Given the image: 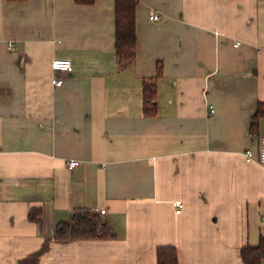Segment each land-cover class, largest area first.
<instances>
[{"label": "crops", "instance_id": "crops-1", "mask_svg": "<svg viewBox=\"0 0 264 264\" xmlns=\"http://www.w3.org/2000/svg\"><path fill=\"white\" fill-rule=\"evenodd\" d=\"M115 46V0H0V264H244L264 238V166L244 157L264 137V0H139L135 60ZM78 209L115 237L57 241Z\"/></svg>", "mask_w": 264, "mask_h": 264}, {"label": "trees", "instance_id": "trees-1", "mask_svg": "<svg viewBox=\"0 0 264 264\" xmlns=\"http://www.w3.org/2000/svg\"><path fill=\"white\" fill-rule=\"evenodd\" d=\"M11 3H24L27 0H7ZM95 0H75L77 5H92ZM139 0H115V33L116 59L119 64L132 62L137 51V7ZM163 75V62L157 64L155 78L144 81L142 87L143 111L146 117L157 115V84ZM264 117V104H259L251 119L250 132L258 129L259 119ZM29 219L40 222L38 213L31 212ZM115 237L109 223L104 222L99 215L89 210L78 209L74 212L71 222L59 223L55 229L57 241H95L108 240ZM244 264H262L264 261V238L257 246H246L241 250ZM157 264H179V253L175 247H160L157 249Z\"/></svg>", "mask_w": 264, "mask_h": 264}, {"label": "built area", "instance_id": "built-area-1", "mask_svg": "<svg viewBox=\"0 0 264 264\" xmlns=\"http://www.w3.org/2000/svg\"><path fill=\"white\" fill-rule=\"evenodd\" d=\"M150 19L152 21H158L160 20V17L158 15H153L150 17ZM52 69L55 73V77L52 83L55 87H61L63 85V80L59 77V75L62 73H72L73 65L69 60H54V62L52 63ZM244 157L249 163L257 162L264 166V137L261 139L257 158L255 157L254 152L252 150L245 151ZM65 165L67 169L74 170L80 167V162L76 160H67L65 162ZM173 206L178 209L177 213L180 214L181 208L183 207L182 203L175 201L173 202ZM101 214L104 215L105 211H101Z\"/></svg>", "mask_w": 264, "mask_h": 264}]
</instances>
